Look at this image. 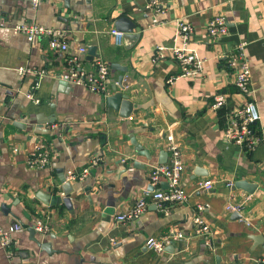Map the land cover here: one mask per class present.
<instances>
[{
	"label": "crops",
	"instance_id": "crops-1",
	"mask_svg": "<svg viewBox=\"0 0 264 264\" xmlns=\"http://www.w3.org/2000/svg\"><path fill=\"white\" fill-rule=\"evenodd\" d=\"M163 11L152 13L145 0H0V228L14 223L9 259L0 247V264H260L264 251V143L245 150L223 136L230 112L247 100L256 102L264 126V0H160ZM225 17L228 32L211 38L207 22ZM134 24L139 36L115 45L110 33ZM194 28L190 47L204 59L203 69L178 76L179 67L169 50L153 62L158 47L179 44L176 21ZM22 22L64 29L68 50L51 49L46 38L28 41L13 26ZM118 30V29H116ZM122 32V31H121ZM245 42L251 67V92L232 84L226 57ZM96 46V59L110 66L108 94L122 91L132 102L128 117L109 106L106 97L83 86L65 83L66 58L79 46ZM32 71L20 75L18 68ZM41 74V75H40ZM125 79V90L112 82ZM39 79V86L32 85ZM223 92L226 104L214 110L213 96ZM32 93V97H28ZM38 102H35V100ZM52 125H55L53 127ZM178 143L184 163L181 184L187 199L164 214L147 197V208L125 222L117 216L146 192L153 190L149 172L159 160H168L166 135ZM135 141L150 157L138 154ZM38 143L52 144L50 164L28 166L29 152ZM165 152L167 155H165ZM92 156L98 163L84 178L68 181V171L81 170ZM62 178L70 182L71 207ZM210 179L211 188L198 185ZM245 180L252 192L226 186ZM162 188L168 184L160 182ZM60 197L45 204L39 196ZM228 201L244 202L240 212L227 210ZM202 204V216L213 234L209 240L192 236L193 216ZM41 219L50 229L28 227ZM180 231L184 237L155 252L146 239Z\"/></svg>",
	"mask_w": 264,
	"mask_h": 264
},
{
	"label": "built area",
	"instance_id": "built-area-1",
	"mask_svg": "<svg viewBox=\"0 0 264 264\" xmlns=\"http://www.w3.org/2000/svg\"><path fill=\"white\" fill-rule=\"evenodd\" d=\"M42 0H30L33 8L37 7ZM145 7L152 13H159L163 11L160 0H145ZM177 35L181 39L179 44L171 47H158L152 61L156 62L165 56V52L169 50L173 59L179 67V73L171 76L168 82L171 83L178 76H192L198 74L203 69L204 59L198 55V52L190 47V36L194 32L192 24L184 19L176 21ZM15 33L23 34L28 41L35 39L46 38L51 49L55 50H68V44L65 41V30L46 27L36 23L22 22L13 26ZM206 32L211 38H220L227 34L228 26L225 17L221 14L214 15L206 25ZM110 33L114 38V43L117 46L122 44L123 32L116 29H111ZM245 42L237 45L236 49L229 53L226 57L227 67L231 71L232 84L243 94L250 95L251 92V67L245 49ZM88 47L79 46L77 49L69 53L66 58V71L61 78L68 84L75 86H83L91 92L99 93L105 97L110 95V66L107 62L101 59H96L93 63V68L88 70L82 66V59L87 54ZM20 75L31 73L28 67L20 66L18 68ZM41 75V74H40ZM113 90H125L127 83L122 78L121 81L115 80L112 82ZM39 86V79L32 85V89ZM28 97H32V93H28ZM35 102H38L36 99ZM226 104V94L218 92L213 96L211 107L214 110L222 108ZM55 127V125H52ZM224 138L236 145H239L245 150H253L260 144L264 143V126L261 123V116L256 102L247 100L243 105L233 109L227 117L224 130ZM52 145V144H51ZM50 144L38 143L29 152L27 156V164L31 168L42 169L50 164L52 157V147ZM166 151L168 153V160L163 163H157L151 167L149 172V181L153 186V190L148 191L145 195L139 197L132 206L125 212L119 214L117 219L121 222L139 218L147 208V197H151L156 201V205L164 214H169L170 207L182 204L187 195L184 193L181 184V175L184 170V163L182 154L179 149L178 143L175 141L172 134L166 135ZM98 163V156H92L88 160L81 172L68 171L66 178L68 181H76L84 178L88 173L89 167ZM165 181L168 186L162 188L160 182ZM200 187L209 189L212 187L213 182L210 179L198 181ZM226 186L229 188L234 186L233 181H227ZM244 202L234 203L228 201L225 205L227 210L240 212L243 208ZM204 206L197 204L195 214L193 216V232L192 236L203 237L209 240L213 234L210 225L204 220L202 212ZM21 224L14 223L8 229L0 228V247L7 250L9 259L13 253L10 245L13 243L11 234L14 231L21 230ZM34 228L40 233L49 231L50 227L41 219L34 223ZM184 237L180 231H170L160 237L151 236L146 239L145 245L148 249L155 252L164 251L165 245L173 242L174 240ZM260 264H264V251L263 256L259 260ZM10 264H23L11 262Z\"/></svg>",
	"mask_w": 264,
	"mask_h": 264
},
{
	"label": "water",
	"instance_id": "water-1",
	"mask_svg": "<svg viewBox=\"0 0 264 264\" xmlns=\"http://www.w3.org/2000/svg\"><path fill=\"white\" fill-rule=\"evenodd\" d=\"M126 20L125 17H119L117 22H116V29H118V31H122L123 32V40L126 42H132L134 39H136L139 34L136 32H133V28H134V24L130 23L129 26H127L126 28H119L120 23L122 21ZM96 56V46L95 45H90L88 46L87 49V59L88 60H93V58ZM122 80V76H120L119 81ZM65 82V81H64ZM66 83V82H65ZM106 103L109 106H113L114 108H119L120 109V115L122 117H128L132 111V102L128 99L127 95L124 94L122 91H117L114 92L113 94H110L108 96H106ZM132 143L136 146V150L138 152V154L140 155H145L147 156V158L150 157L149 153L147 150H145L142 146H140L139 144H137L135 141H132ZM165 155H167V153L165 152ZM159 162L163 163L164 160H159ZM63 184H62V189L64 191L65 196L62 198V202L63 204H65L68 208L71 207L70 204V198H69V193L72 190V185L70 182L64 181V178H62ZM234 186L242 188L244 190V192H252V188L254 186H252V184H249L248 182H246L245 180H240L237 181ZM40 200H42L45 204H56L58 203V201L60 200V197L58 196H52L51 198H47V196H39ZM0 210L3 211L4 214H7L9 212V208H7V206L4 203L0 204ZM28 230L30 231L31 237L33 238V240L37 241V239L35 238V228L34 226L28 227ZM38 242V241H37Z\"/></svg>",
	"mask_w": 264,
	"mask_h": 264
}]
</instances>
